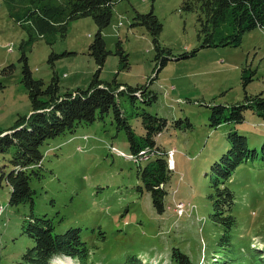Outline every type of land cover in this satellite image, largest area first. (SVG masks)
<instances>
[{
  "label": "rangeland",
  "instance_id": "obj_1",
  "mask_svg": "<svg viewBox=\"0 0 264 264\" xmlns=\"http://www.w3.org/2000/svg\"><path fill=\"white\" fill-rule=\"evenodd\" d=\"M181 6L182 0H119L111 24L103 31L111 53L100 78L115 79L121 43L130 67L119 71L117 80L145 86L157 96L152 103L133 102L127 94L118 99L137 137L145 134L143 112L168 120L156 136L160 146L175 148L169 163L173 170L165 185V211L155 209L140 165L121 155L131 152L128 132L111 112L104 120L46 141L42 147L45 176L30 183L36 190L33 208L29 202L11 206V189L2 178L0 264H28L23 255L34 240L23 233L22 225L32 209L37 216L51 218L56 232L81 230L89 248L82 264H175V247L187 253L193 264H214V258L223 264H264V119L248 109L243 122L210 125L212 106H231L244 102L246 95H264V28L246 32L239 46L202 48L197 12H186ZM152 9L163 23L160 43L174 55L160 71L155 68L157 51L151 35L145 26H132L137 12ZM29 10L25 1L0 0V83L4 86L0 132L31 113L23 83L24 52L33 77L49 84L57 75L61 94L87 88L98 68L89 53L98 30L92 17L71 21L67 35H53L50 44L39 34L30 41ZM52 53L57 57L50 60ZM230 130L246 135L257 156L242 163L227 182L235 194L232 214L237 219L234 245L228 251L218 246L223 228L211 220L217 195L211 166L229 148ZM13 151L11 147L0 152V178L12 169ZM178 202L185 207L181 213L183 205ZM51 264L80 263L58 256Z\"/></svg>",
  "mask_w": 264,
  "mask_h": 264
},
{
  "label": "trees",
  "instance_id": "obj_2",
  "mask_svg": "<svg viewBox=\"0 0 264 264\" xmlns=\"http://www.w3.org/2000/svg\"><path fill=\"white\" fill-rule=\"evenodd\" d=\"M21 1H25L30 6L27 19L30 41L42 37L51 44L53 35L60 34L62 37L67 35L71 21L92 17L98 30L89 46V53L95 59L98 68L87 88H78L61 94L58 76L54 75L49 84L43 79L34 78L27 55L23 53V83L31 101V113L20 116L13 127L0 132V152H6L14 147L9 160L12 169L7 174L3 173L0 178L1 183L5 176L10 186L9 204L19 206L29 202L33 208L36 190L30 183L32 179H42L45 176L42 170L44 158L42 147L46 141L66 132H75L81 125L104 120L113 112L119 126L126 128L128 132L130 154L137 155L141 150L148 152L145 154L150 157L147 158L148 160L131 161L140 165V175L151 192L153 205L159 213H163L164 199L167 195L165 185L170 179L169 172L173 170L169 165V152L175 148L166 149L160 146L156 136L168 126V120L157 114L143 112L145 134L138 138L118 101L121 94H127L133 102L141 99L145 103H152L157 98L156 93L145 86L133 87L117 80L119 71L130 67L128 55L124 52L121 43L117 44L116 53L120 55L121 61L115 79L106 82L100 78L111 53L107 48L103 31L111 24L114 7L119 0ZM181 9L186 12H197L202 48L239 46L246 32L258 27L264 28V0H182ZM136 25L145 26L151 35L157 51L155 68L160 71L174 56L170 49L161 45L159 40L163 23L152 9L148 13L137 12L132 23V26ZM196 52L197 50L193 51L192 55ZM55 57L57 55L52 53L50 60ZM247 82L246 79L245 83ZM3 87L0 83V90ZM211 108L210 125L214 128L223 123L243 122L245 111L248 109L264 119V95L263 93L246 95L242 103L231 106L214 105ZM180 123L181 120L176 122L177 125ZM187 125L191 126L189 120ZM227 138L229 148L211 166L212 181L217 190L211 220L220 225L224 231L218 246L228 247V251H231L237 219L232 214L235 194L227 182L242 163L257 156V151L249 147L247 136L236 130H230ZM262 158L264 159V146ZM144 162L146 166L142 168ZM22 229L23 233L34 240V245L23 255V260L28 264H51L52 259L58 256H68L79 260L82 264L88 258L89 248L82 239L79 228L72 227L64 232H56L51 218L46 215L37 216L32 209L31 215L24 220ZM214 259H216L214 264H223L217 258ZM172 263L193 264L189 255L177 247L172 251Z\"/></svg>",
  "mask_w": 264,
  "mask_h": 264
},
{
  "label": "built area",
  "instance_id": "obj_3",
  "mask_svg": "<svg viewBox=\"0 0 264 264\" xmlns=\"http://www.w3.org/2000/svg\"><path fill=\"white\" fill-rule=\"evenodd\" d=\"M144 154H148V152L146 150H141L137 155H132V154L126 155L125 153L121 152L122 156H125L127 159L133 160V161H141ZM169 154H174V150H171ZM179 204L183 205V207L180 210H178L181 213L183 212L184 204L183 203H179Z\"/></svg>",
  "mask_w": 264,
  "mask_h": 264
},
{
  "label": "bare ground",
  "instance_id": "obj_4",
  "mask_svg": "<svg viewBox=\"0 0 264 264\" xmlns=\"http://www.w3.org/2000/svg\"><path fill=\"white\" fill-rule=\"evenodd\" d=\"M172 155H173V154H169V156H170L169 163L172 161V158H173ZM147 158H148V156H146V155L144 154L142 159H146V160H148L150 157H149L148 159H147ZM141 161H145V160H141Z\"/></svg>",
  "mask_w": 264,
  "mask_h": 264
}]
</instances>
